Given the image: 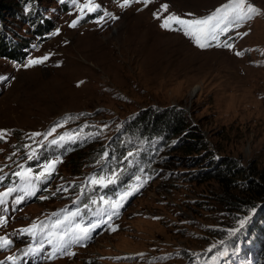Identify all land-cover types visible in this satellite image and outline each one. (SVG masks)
Returning a JSON list of instances; mask_svg holds the SVG:
<instances>
[{
  "label": "rangeland",
  "instance_id": "374dc122",
  "mask_svg": "<svg viewBox=\"0 0 264 264\" xmlns=\"http://www.w3.org/2000/svg\"><path fill=\"white\" fill-rule=\"evenodd\" d=\"M34 1L39 14L53 26L48 38L42 36L45 39L40 41L20 16L9 15L1 22L9 24L5 34L24 46L21 53L26 61L18 65L0 55V129L8 130L0 139V192L10 187L5 175L16 177L21 166L31 168L28 164L44 150L67 144L82 149L68 150L67 158L57 159L60 162L35 200L20 204L13 193L0 206V217L6 218L0 224V237L12 241L0 247V264H9L10 256L19 262L24 251L35 246L24 229L33 224L50 229L58 220L50 214L68 204L69 197L92 188L91 177L110 175L108 167L100 165L107 157L94 164L99 148L118 146L127 119L152 108L182 107L210 144L208 158L214 156L223 165L230 161L239 171L264 179V0H250L261 15L221 36V41L235 45L233 49L208 47L211 51L197 47L181 31L162 28L161 22L170 13L203 17L228 0H149L147 5L133 0L123 8V0H95L101 7L87 13L76 28L69 27L79 15L72 0ZM7 3L14 7V1ZM163 4L168 11L157 19L154 14ZM65 8L71 10L64 13ZM19 13L27 12L21 7ZM57 29L59 34H54ZM13 42L9 44L15 50ZM130 42L140 50L136 52ZM237 51L243 55L237 56ZM45 55L49 56L45 63L23 66L30 57ZM54 127L47 138L31 136L47 134ZM179 141L160 146L148 186L124 211L90 234L89 243L61 256L45 242L39 260L31 264H197L213 244L225 248L218 243L245 214L225 209V191L217 181L199 184L214 165L207 171L192 169L189 163L200 155H183L176 150L183 144ZM33 150L36 156L29 160ZM238 179L246 183L244 177ZM255 204L257 210H264V201ZM257 221L255 217L246 228ZM256 234L247 229L246 240L242 235L238 238L240 251L228 264H244L239 257L255 250ZM35 239L38 243L44 237Z\"/></svg>",
  "mask_w": 264,
  "mask_h": 264
},
{
  "label": "trees",
  "instance_id": "16d2710c",
  "mask_svg": "<svg viewBox=\"0 0 264 264\" xmlns=\"http://www.w3.org/2000/svg\"><path fill=\"white\" fill-rule=\"evenodd\" d=\"M9 1H14V7L7 3ZM21 7L27 12L25 15L19 13V8ZM70 10L71 8H65L63 12L65 13ZM9 15L20 16L21 20L31 25L33 33L40 38V41L45 39L41 37L48 34V31L53 26L48 18L39 14L34 0H0V55H5L11 61L21 65L26 61V55L21 53V49L24 46L13 42L11 37L5 34L7 25H9L7 22H4V26L1 25V22L5 21ZM10 41L13 42L15 50L10 47ZM29 41V39L25 40L24 44L28 46ZM125 128L127 131L122 135L124 142L122 141L118 146L116 145V147H111L110 149L108 147H100V151L97 150L99 153L98 155L96 154L97 160L94 161L95 166L105 157V152L112 155L110 160L112 161L115 155L122 156L136 151L139 153V165L142 174H148V178L151 179L152 173L156 169V165L152 163L155 159L154 146L168 145L174 143L176 140H180L179 142L183 141V144L176 150L183 151V155L186 156L196 155L197 153L198 156L200 155L199 158H193L189 163L192 165V169L202 167L207 171L211 164L214 165V169L208 171L207 175L199 180V184L217 181L222 186L223 191H225V197L222 199L226 203L224 204L226 210L233 211V213L242 212L247 215L251 208L258 207L255 204L256 202L264 201V179L256 176L254 173L250 174L249 171L246 174L243 171H239L238 166L230 161L223 165L219 164L218 159L214 156L208 158L209 155H212L210 144L201 133L194 129L188 112L182 107L152 108L140 112L127 119ZM68 150H72L73 153L80 151L77 146L71 147L67 145L61 151L52 154L46 153L43 157L47 158L48 161L50 160V156L52 158L59 157L65 159L69 156ZM181 159L185 163L186 158L182 157ZM239 177H244L246 183H240ZM115 194L113 193V195ZM255 217L258 221L252 227H248L251 228L249 233H257L252 237V241L255 243V248L258 249L259 259L264 261V210H257Z\"/></svg>",
  "mask_w": 264,
  "mask_h": 264
},
{
  "label": "snow or ice",
  "instance_id": "6c2138e0",
  "mask_svg": "<svg viewBox=\"0 0 264 264\" xmlns=\"http://www.w3.org/2000/svg\"><path fill=\"white\" fill-rule=\"evenodd\" d=\"M63 3V0H60ZM73 4L78 9L79 15L78 18L73 19L69 27L76 28L78 23L87 13L96 12L101 5L96 3L95 0H72ZM133 0H123V3L120 5L122 8L130 6ZM143 3L147 5L149 0H143ZM168 5L163 4L161 10L155 13L157 19H160L163 12L168 11ZM262 14V10L255 6L250 0H228V3L223 4L215 11L209 15L199 17V18H182L181 16L170 13L163 18L161 22V27L170 30V31H181L187 37H189L197 47L204 49L208 47H223L228 49H233L234 44L229 43L228 40L221 41V36H226L233 29H238L242 27L245 23L252 20L256 16ZM111 19L116 20L119 17L112 15L111 13H105ZM188 17H193V14H187ZM103 19V17H101ZM60 30L57 29L54 34H59ZM237 35H247V33H237ZM237 56H242L243 53L237 51L235 53ZM49 59L48 55H45L40 58H29L27 63L24 64V67H32L39 64L45 63ZM55 127L51 129L47 134L33 133L32 137L45 135L51 136L55 132ZM8 135L7 129H0V139L5 138ZM65 139L64 136L59 138L60 141ZM69 139H72L69 137ZM59 141L52 140L51 143L56 144ZM28 147V146H26ZM134 153L129 152L128 156H133ZM36 156L35 150H33L28 159L31 160ZM104 156L107 157L108 153L105 152ZM11 159V157H9ZM60 161L53 159L45 162L41 166V171L38 173H33L31 168H25L21 166L20 171H16L14 175L20 179L22 182L23 190L27 191L28 189L34 186L33 181L46 179L55 171L57 164ZM138 183L135 186L129 187L124 192L120 193L118 198L113 200H107L104 197H100L99 201L93 200V204L103 203L104 205L109 206L112 211L108 212L106 220H98L96 222L85 223L83 221L76 220V217L79 215L78 212L68 213L61 219L56 220L51 228H44V225L33 224L30 228L24 229L23 232L31 237H33V242L35 246H29L26 251H24V256L37 255L45 247V242L48 245L54 246V251H61L64 248H67L69 244H79L83 241H86L91 238V232L94 231L97 227H100L103 224H107L108 221L112 219L114 215H119V209L123 207V203L127 201L129 197L134 195L140 187L143 186V183L146 182L142 180L141 177L136 178ZM118 180V173L113 171L109 176H93L90 178L89 183L94 186L107 187L109 184L116 183ZM21 189L12 186L8 187L4 192H0V206H3L7 202V198L11 197L13 193L20 191ZM18 199H22L19 197ZM104 210L101 209V212ZM257 213V208L253 207L249 210V214L239 218L237 220V227L231 228L228 230V237L232 239L242 232L248 225V223L253 219ZM6 222V218L0 217V224ZM44 228V231L41 229ZM112 231H116L117 228L113 226ZM40 235L44 239L36 242V237ZM12 243L7 237H0V247H7ZM220 245H225L226 241L221 240ZM218 245L213 244L212 247L208 250L211 252L213 249H216ZM227 248L225 247L223 251L217 252L218 257H223L227 255ZM73 254V253H68ZM215 260L216 257H213ZM9 261H12L15 264L16 257H8Z\"/></svg>",
  "mask_w": 264,
  "mask_h": 264
},
{
  "label": "clouds",
  "instance_id": "9594fccd",
  "mask_svg": "<svg viewBox=\"0 0 264 264\" xmlns=\"http://www.w3.org/2000/svg\"><path fill=\"white\" fill-rule=\"evenodd\" d=\"M255 217V216H254ZM253 217V218H254ZM252 221V220H251ZM247 229L249 230V232H250V229L251 228H245L244 230H242V231H244V233L245 234H243L242 235V233H240V234H238L236 237H234V238H232V239H227L226 240V248H227V253H230L231 255L233 254V253H237V251H240V248L238 249V238L242 235V239L243 240H246V238H247V235H246V232H247ZM261 238V237H260ZM224 250V248H223V246H218L216 249H213L211 252H209L208 250H205V253H206V259L209 261L208 262V264H220L219 262H218V256H217V252H219V251H223ZM242 255V257H243V262H244V264H246L247 262H249V260H250V258L252 257V264H264V263H261V262H263V261H261V259H259V254H258V249L257 248H255V250L254 251H245L243 254H241ZM213 257H216V259L214 260L213 259ZM253 257L255 258V259H253ZM211 259V260H210ZM229 261H230V259H228L225 263H223V264H228L229 263Z\"/></svg>",
  "mask_w": 264,
  "mask_h": 264
},
{
  "label": "bare ground",
  "instance_id": "6f19581e",
  "mask_svg": "<svg viewBox=\"0 0 264 264\" xmlns=\"http://www.w3.org/2000/svg\"><path fill=\"white\" fill-rule=\"evenodd\" d=\"M130 45H131V47H134V50L136 52H138L140 50L139 45L138 44H135V42H130ZM208 50L211 51L210 49H208ZM227 239H228V235H225L222 240L226 241ZM218 244H220V243H218ZM230 256H231V254L230 253H227V255H225L223 257H218V262L220 264H223V263H225L230 258Z\"/></svg>",
  "mask_w": 264,
  "mask_h": 264
}]
</instances>
